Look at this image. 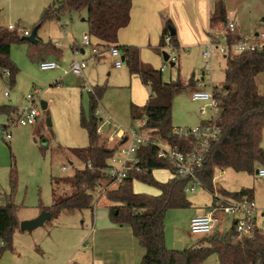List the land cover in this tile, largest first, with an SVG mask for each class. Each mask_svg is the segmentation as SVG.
<instances>
[{"label":"rangeland","instance_id":"rangeland-1","mask_svg":"<svg viewBox=\"0 0 264 264\" xmlns=\"http://www.w3.org/2000/svg\"><path fill=\"white\" fill-rule=\"evenodd\" d=\"M222 1L226 8L228 7L227 11L233 12L243 24L239 25L243 30L242 35L250 36L264 32V24L261 23L264 1L231 0L230 5ZM52 3L53 0H0V27L16 26L20 39L23 38V30L32 34L35 27L41 24L37 32L39 44L16 42L12 45L10 58L19 69L15 83L12 84L11 77L5 75V70L0 71V106L23 108L26 106L27 95L35 93L39 97L40 118L36 125L12 128L11 140L3 141L0 135V192L10 193L11 177L13 174L17 175L18 187L13 202L21 216L35 210L41 204L48 209L52 208L53 179L71 178L76 170L85 167V164L80 162L71 151L89 145L80 118L82 113L90 117L89 92L93 87L106 88L97 110L102 111V116L110 115L126 130L139 129L140 121L131 119L130 108L132 104L139 106L138 103L147 101L150 92L139 77L130 76L122 57L117 58L123 64L121 69H117L113 66L115 58L107 52L102 60L97 62L89 59L90 52L86 51L85 58L90 62L89 67L84 70V78L73 74L66 76L64 72L70 69L72 61L84 57L81 54L75 56L70 46L73 43L81 45L84 35L89 34L88 16L87 12L83 11L61 14L59 18L54 16L43 19L45 9L52 6ZM136 20L137 18L134 25L129 24L124 29V36L122 39L118 36V41L126 40L132 42V46L140 48L144 65L160 71L161 66L165 64L166 70L162 73L165 82L180 80L187 84L193 75L195 80L202 77L204 61L201 57V46L190 43L185 47L177 48L166 42L162 47L160 46L161 28L141 25L140 20ZM173 27L176 31L189 29L192 34L190 25H173ZM56 42L62 45L60 48L63 53L62 58L50 54ZM164 54L170 56L168 61H165ZM172 57L177 58L175 66L171 65ZM44 59L57 61L60 68L42 71L39 64ZM212 64L213 86L219 89L227 87L226 59L220 55L216 56ZM57 82L60 84L55 86ZM257 86L259 93L263 94L264 74L257 77ZM205 89L210 91L209 87ZM195 90H197L196 85L187 87L173 101L172 121L176 129L195 128L211 119L210 112L207 117L200 115L199 109L203 106L202 103L192 101L191 97ZM6 93L11 94V99L6 97ZM12 98L14 103L10 105ZM42 103H46L48 107L43 109ZM6 120L0 115V125ZM111 130L112 128L108 126L105 134L111 133ZM261 146L264 150V130ZM63 166L68 168L66 172L62 171ZM261 169L264 167L258 166L254 173L236 172L231 168L224 171L215 169L214 193L220 195L221 190L230 193L250 190L257 205L264 209V177L258 175ZM171 176L173 172L169 169L153 172L154 179L161 183L172 179ZM61 185L60 182L56 185L54 183L53 187L58 186L60 192ZM65 186L67 189L61 191V195H64V192H71V185L66 183ZM115 187L112 186L109 190ZM133 189L136 194L149 196L160 194L157 188L141 181H134ZM186 197L192 206L187 209L170 210L165 218V241L167 248L171 250H176L179 243L182 244V249L208 246V240L215 234L194 235L190 230L193 216L197 212L204 211L212 203V193L205 188L197 187L195 192L186 194ZM110 205L106 197H102L95 201L93 210L62 211L31 233L21 234L17 230L13 237V250L4 253L14 252L18 264H92L99 256L116 255L118 252L124 259L123 254L126 252L116 250L115 242L112 240L110 242L108 238L105 240L100 237L99 246H94L93 228L101 226L103 221L109 225L112 223ZM232 226V217H221L218 231L226 233ZM0 248L2 249L1 246ZM141 252V246L136 238L134 261L139 259ZM138 263L141 264V261L139 260ZM202 264H220V261L217 255H211Z\"/></svg>","mask_w":264,"mask_h":264},{"label":"trees","instance_id":"trees-1","mask_svg":"<svg viewBox=\"0 0 264 264\" xmlns=\"http://www.w3.org/2000/svg\"><path fill=\"white\" fill-rule=\"evenodd\" d=\"M133 0H53L52 6L45 9L43 19L74 12H87L89 34L98 40L106 49L115 47L119 49L131 75H138L143 84L150 87L151 95L146 106L131 107L133 121L146 120L144 130L153 141L166 143L177 147L181 152L192 149V139L177 136L172 121V104L176 96L187 87L195 86L194 78L189 83L182 81L165 82L162 72L144 65L140 59V50L136 46L119 45V32L126 28L131 21ZM219 22L227 23L226 6L222 0L214 3L211 15V27ZM264 24V17L261 20ZM39 29L41 24L38 26ZM38 29V30H39ZM171 21L167 22L161 36V46L166 45L165 36L170 35L171 45L179 47L176 33ZM231 41L241 38L238 34L228 36ZM37 38V36H36ZM16 42L26 43L20 39L17 31L0 27V71L10 72L11 82L15 83L19 69L11 61L12 45ZM39 40L37 39V43ZM50 54L62 58L60 48L52 46ZM74 49V47L72 46ZM225 70L226 88L215 90V97L221 103L218 117L220 135L211 144L206 155L204 166L198 172V178L204 188L214 194L215 169L225 170L231 168L236 172L254 173L258 166L264 167V150L261 146L262 132L264 130V93L260 94L257 86V77L264 74V48L260 51L245 52L226 59ZM106 88L93 87L89 92L90 117L82 113L81 127L86 131L89 145L86 148L73 149L71 152L82 163L84 169L76 170L71 178L53 179V185L62 184L60 192L71 185V192L61 195L59 187H53L54 205L45 209L53 217L62 211L93 210L95 201L106 197L111 204L109 207L110 219L113 224L131 227L135 238L144 250L141 264H202L211 255H217L220 264H264V232L254 238L237 240L234 226L226 233L215 232L208 240V246L193 247L189 249L171 250L167 248L164 224L170 210L187 209L192 206L187 199L185 187L189 179L176 174L168 159L158 156V147L148 145L139 152L142 173L130 172V175L114 189L109 190L110 180L104 175L108 166V159L116 151L107 146L98 135L99 119L96 111L101 103ZM18 113L11 106H0V115L11 119ZM11 121V120H10ZM203 124V123H202ZM5 127L0 128L1 131ZM87 165H91L89 168ZM169 169L173 178L165 183L158 182L153 177L154 170ZM141 181L157 188L158 196L136 194L133 182ZM10 201L0 206V240L4 243L1 255L7 250H13V237L20 229L17 218L18 207L13 202L18 183L17 175L11 177ZM102 190L105 193H102ZM221 196L239 200L244 196H251L250 190L230 193L221 190ZM104 194V195H103ZM76 264V263H75Z\"/></svg>","mask_w":264,"mask_h":264},{"label":"built area","instance_id":"built-area-1","mask_svg":"<svg viewBox=\"0 0 264 264\" xmlns=\"http://www.w3.org/2000/svg\"><path fill=\"white\" fill-rule=\"evenodd\" d=\"M10 31H17V27L10 25ZM237 25L234 21L227 23L219 22L215 27H211L208 32V41L202 51V59L204 61V69L202 78L197 81L196 88L192 94V101L202 103L199 112L202 117H207L211 113V119L203 122L195 128L175 129L177 136L192 139V149L189 152H181L177 147L168 146L166 143L153 141L145 132L144 127L146 120L140 121L139 129H123L116 123L110 115H101V111H96L99 119L97 129L98 135L106 142L107 146L116 149L114 155L108 159V166L104 170V175L109 178L110 185L118 186L130 175V172L142 173L140 166L141 159L139 157L140 150L148 145H156L158 147V156L168 159L176 174L183 178L189 179V184L185 187V193H193L197 187L204 188L202 182L198 178V172L202 170L207 153L211 144L215 142L220 135L218 126V117L221 110V103L215 97L216 88L212 82V61L216 56H222L225 59L245 52L260 51L264 48V32L241 36L237 41H231L228 37L230 34H237ZM23 37L31 34L27 30L22 31ZM171 36H165V42L171 45ZM84 47H93L95 55L99 54L90 34H86L83 38ZM55 47L61 48V44L56 42ZM73 49V48H72ZM111 57H122L120 51L111 47L107 50ZM74 55L79 54V50L73 49ZM170 59V56H169ZM172 63H177V58H171ZM116 67H121L122 61L118 59L115 62ZM39 67L42 71H53L60 68L57 61L45 60L41 61ZM87 68V62L82 60H74L68 71L64 74H73L84 78V70ZM166 65H162L160 71L163 73ZM5 75L10 76L8 70ZM57 82L55 86H58ZM209 87L210 91H205ZM9 97V93L5 94ZM26 106L21 108L18 113L11 119L6 127L1 131L3 140H11V129L17 126L27 127L34 126L40 118L39 97L33 93L25 98ZM209 110V111H208ZM112 128L111 133L105 134L106 128ZM146 133V134H145ZM72 165V164H71ZM92 168L91 165H87ZM86 167V165H85ZM83 167V169L85 168ZM67 167H63L62 171L66 172ZM81 170V169H79ZM258 175L264 177V169L259 170ZM102 193H105L102 190ZM104 195V194H103ZM230 216L233 218V226L237 232V240L243 238H254L259 233L264 232V209H261L254 198L244 196L239 200L225 199L219 194H213V204L206 210L204 214L194 216L190 222V230L194 235H209L215 233L221 222V217ZM0 245L4 243L0 240Z\"/></svg>","mask_w":264,"mask_h":264},{"label":"crops","instance_id":"crops-1","mask_svg":"<svg viewBox=\"0 0 264 264\" xmlns=\"http://www.w3.org/2000/svg\"><path fill=\"white\" fill-rule=\"evenodd\" d=\"M216 1H219V0H133V6H132V10H131L132 22L130 21L131 22L130 24L134 25V21L137 18L136 21L140 20L139 22L142 23L141 25H154L155 28H157V29H159V27H160L162 34H163V30L167 26L168 21H171V23L173 25H188V26L190 25V29L192 30V34H191V32H189V29H185V30L177 29V31L175 30L177 40H178V45H179V47H182V46L185 47V45H189L190 43H193L194 45L198 44L199 46L202 47V51H203L205 48V45L208 41V32H209V29L211 28V15L214 11V3ZM224 1H225V3L228 2L229 5L231 4V2H230L231 0H224ZM255 1L257 2V0H255ZM260 1H264V0H260ZM228 3H227V5H228ZM227 8H226V11H227ZM229 8H230V6H229ZM183 11H187V12H183ZM261 16H262L261 17V20H262L264 17V14H261ZM227 18H228V22L234 21L236 23V25H237V32L236 33L238 35L246 36V35H242L243 30L239 26V25H243V24H241V22L237 19V17H235L233 12L227 11ZM84 20L85 19H83V21ZM191 25H192V27H191ZM63 27H67V26L63 25ZM126 28H124V29H126ZM124 29H122L119 32V36L121 37V39L124 36L123 35ZM162 34H161V36H162ZM92 41L95 44L96 48L99 49L98 55L94 54V51H93L94 48L93 47H84L83 41H82L81 45L73 43V45L70 46L72 51H73V49H72V46H73L74 48L79 50V54L84 56L83 58H79V60L86 61L87 62V68L89 67V62H90L89 59L94 60V61L96 60L97 62H100L102 60V58L105 56V53L107 52V51H105L107 49L105 48V46H103V44L101 42H99L98 40H96L94 38H92ZM118 44L121 46L131 45V44L133 45L132 42H126V40H122V42H119ZM160 46H161V38H160ZM88 50L90 52V57H89V59H86L85 58L86 57V51H88ZM79 54L77 56H79ZM201 54H202V52H201ZM140 59H141V61L143 60V57L141 55V50H140ZM45 60H47V59H44L42 61H45ZM117 60H118L117 58L114 59L113 66L117 69H121L122 66L118 68L115 65V62ZM68 75H66V76H68ZM130 76L131 77H136V76L139 77L138 75H131V74H130ZM76 77H78V76H76ZM85 78H86V76H85ZM193 78L195 80V75H193ZM198 80H195V85L197 84ZM147 87L150 89L149 86H147ZM215 88H217V87L215 86ZM150 95H151V91L148 94V100L138 103V105H139L138 107L146 106L148 101H149ZM8 98L11 99V94L9 95ZM13 103H14V98H12V102L10 103V105H12ZM133 105L134 104H132V106ZM140 105H143V106H140ZM134 106H136V105H134ZM47 107H48V105L46 104V108ZM12 108H14L17 111H19L21 109V108L15 107V106H13ZM130 111H131V108H130ZM101 114H102V111H101ZM1 116H3L7 120L2 125H0V128L6 127V125L10 122L12 116L11 117L6 116V115H1ZM130 117H131V113H130ZM3 141H5V140H3ZM63 167H66V166H63ZM171 177H173V176H171ZM170 179H168V180H170ZM163 182H165V181H163ZM10 194H11V188H10V193L0 192V206H4L7 202L10 201ZM212 204H213V201L210 204V206ZM210 206H208L204 211H202L200 213L197 212L194 216L204 214ZM45 209H48V208L42 206V204H41L40 206L35 208V210L27 213L26 215L21 216L20 212H17V218L19 220V223L26 221V220H33V219L37 218L40 215V213ZM261 209H263V208H261ZM18 232H20L21 234H24V232L21 231L20 229ZM216 232H220V231H218V227H217ZM100 237H101V239L106 240L108 238V240L110 242H111V240L113 242H115L114 246L116 247V250H119L120 252H124V251L126 252L123 254L125 258L122 259L121 254H119V252H118V253H116V255L110 256L107 254L106 256H101V257L99 256L96 259H94L92 264H139L138 263L139 260L142 261V258L144 255V250L142 247H141L142 252L140 253L139 259L137 261H134V248H135V239L136 238H135L133 231H132L130 226H128V225L120 226V225H116L113 223H111L109 225V224H107V222L103 221L101 223V226H99L98 228H93V239H94V246L95 247L98 245V239ZM107 243H108V241H107ZM130 244L132 245L131 247L129 246ZM108 245H110V243H108ZM14 254H15L14 252H6V253L2 254V256L0 258V264H18V263H16V259L14 257Z\"/></svg>","mask_w":264,"mask_h":264},{"label":"water","instance_id":"water-1","mask_svg":"<svg viewBox=\"0 0 264 264\" xmlns=\"http://www.w3.org/2000/svg\"><path fill=\"white\" fill-rule=\"evenodd\" d=\"M39 27H35L33 30L32 34L28 37H23L22 39L26 42H29L31 44H36L37 43V32H38ZM176 32L172 30V35H174ZM165 61L169 60V56L167 54H164ZM123 62H125L124 57H122ZM172 66H175L174 63L171 64ZM227 89V87H225ZM43 109H46V103H42ZM48 124L50 125V121H48ZM53 217L51 212L48 211H42L40 215L33 219V220H26L20 223V230L23 232H33L36 229L42 227L47 221L51 220ZM182 249V244H178L176 247V250H181Z\"/></svg>","mask_w":264,"mask_h":264}]
</instances>
